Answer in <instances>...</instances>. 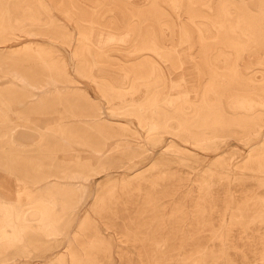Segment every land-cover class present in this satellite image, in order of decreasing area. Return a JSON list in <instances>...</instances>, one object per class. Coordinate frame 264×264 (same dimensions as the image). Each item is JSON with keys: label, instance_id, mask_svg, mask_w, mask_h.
Instances as JSON below:
<instances>
[{"label": "rangeland", "instance_id": "1", "mask_svg": "<svg viewBox=\"0 0 264 264\" xmlns=\"http://www.w3.org/2000/svg\"><path fill=\"white\" fill-rule=\"evenodd\" d=\"M20 1L0 191L75 209L0 264H264V0H22L12 29Z\"/></svg>", "mask_w": 264, "mask_h": 264}, {"label": "bare ground", "instance_id": "2", "mask_svg": "<svg viewBox=\"0 0 264 264\" xmlns=\"http://www.w3.org/2000/svg\"><path fill=\"white\" fill-rule=\"evenodd\" d=\"M22 2H21V5H22ZM31 2H33V1H31ZM11 4L5 5L4 11L6 14H10V15L12 14L13 15V16H11L12 19L10 21L11 28L12 29H16V28L20 29L19 27H23L25 25L24 24V22L26 20L25 19L26 13L24 14V8L25 7L23 5L18 6V5H14V4L11 5ZM17 4H18V2H17ZM27 4L28 3H26V5ZM31 10H32V8H31ZM32 13H35V12H32ZM39 18L37 17V19H39ZM28 20H30V19H28ZM32 20L33 19H31V21ZM36 21H38V20H36ZM26 22H28V21H26ZM28 24H29V22H28ZM28 24H27V26L30 25V24L29 25ZM41 24H42V22H41ZM20 150H21V148H20ZM9 152H10V149H9ZM0 171H6L7 172V170L2 168L1 166H0ZM51 187L52 186H47L41 193L36 195L34 201L39 202L40 205H38L34 208L31 207L30 216H26V212L23 209L25 206L24 207L20 206L14 200L13 194L10 191H6V192L0 191V244H3V245L13 244V245H17V246L25 245L26 244L25 236L27 235V231L34 232L37 235L41 236L43 238L42 241H44V242H47L46 239H50L53 241H57L59 243L62 240V238L66 236L68 228L65 231H60L57 227L54 215H57V214L61 215L63 213H67V212L73 213L72 211H74V210H72V209L74 207L65 203L60 195L51 192ZM73 218H74V214H72V216L69 218V220H72ZM57 219H59V218H57ZM26 252H28V251H26Z\"/></svg>", "mask_w": 264, "mask_h": 264}]
</instances>
